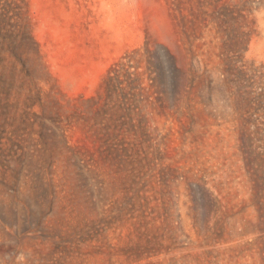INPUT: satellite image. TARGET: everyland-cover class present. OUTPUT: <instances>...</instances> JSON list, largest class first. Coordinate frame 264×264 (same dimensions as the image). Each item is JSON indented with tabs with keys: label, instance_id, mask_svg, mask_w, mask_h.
Returning <instances> with one entry per match:
<instances>
[{
	"label": "rangeland",
	"instance_id": "obj_1",
	"mask_svg": "<svg viewBox=\"0 0 264 264\" xmlns=\"http://www.w3.org/2000/svg\"><path fill=\"white\" fill-rule=\"evenodd\" d=\"M0 264H264V0H0Z\"/></svg>",
	"mask_w": 264,
	"mask_h": 264
}]
</instances>
